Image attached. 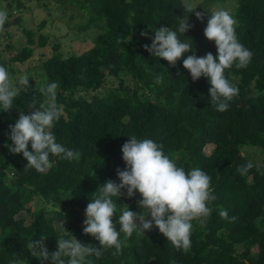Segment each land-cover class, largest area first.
I'll return each instance as SVG.
<instances>
[{"label": "trees", "instance_id": "obj_1", "mask_svg": "<svg viewBox=\"0 0 264 264\" xmlns=\"http://www.w3.org/2000/svg\"><path fill=\"white\" fill-rule=\"evenodd\" d=\"M193 2L199 6L196 11L204 12V20L188 14L194 27L180 39L191 38L198 57L208 52L215 56V44L204 37L203 29L207 13L218 0ZM1 3L9 17L0 37L10 39L9 25L21 27V12L33 3L48 16L57 13L69 25L74 20L79 40L91 42L83 51L68 55L58 42L53 43L51 53L39 61L34 72L14 65L25 64L33 56L34 44L44 47L46 35L35 36L33 29L21 27L27 44L17 51L7 42L0 49V65L7 68L14 83L21 77L29 78V90L20 91L13 108L7 112L0 108V264L17 258L41 264L27 243L44 235L47 250L55 251L60 237L56 227L61 220L78 241L99 247L94 237L83 233L84 210L105 180L119 183L116 169L125 168L121 148L132 135L162 144L164 153L185 171H205L216 197L208 205L212 213L202 223L192 222L187 252L175 248L153 227L127 238L121 233L122 253L114 256V248L105 249L99 259L90 257L94 264H264V164L242 152L244 147L264 151V0H236L233 6L237 37L253 56L246 68L233 65L225 70V76L239 89L225 112L211 105L207 78L193 81L183 68L182 61L193 54L191 51L171 67L144 48L151 45L156 28L178 27L177 17L187 14L183 0ZM46 21V17L40 21L38 30ZM19 72L23 75L18 76ZM158 76L163 78L159 83ZM54 81L59 83L56 102L63 115L53 132L58 143L78 150L80 157L69 161L50 155L51 169L44 173L25 170L27 161L22 154H13L7 147L11 144L9 125H14L21 111L29 114L33 110L30 105L39 107L46 99L40 87ZM208 144H213L209 154L204 150ZM28 147L31 150L30 144ZM248 161L254 167L246 176L241 175L237 168ZM139 199L136 193L133 198L121 196L117 200L114 222L118 231L120 209L128 205L132 211H142L137 206ZM222 209L229 217H237L236 221L222 219ZM23 210L29 212V221L21 215ZM253 246L257 248L254 252Z\"/></svg>", "mask_w": 264, "mask_h": 264}, {"label": "clouds", "instance_id": "obj_2", "mask_svg": "<svg viewBox=\"0 0 264 264\" xmlns=\"http://www.w3.org/2000/svg\"><path fill=\"white\" fill-rule=\"evenodd\" d=\"M198 7L193 0H183L182 8L187 14L177 17L178 27L175 30L163 25L156 28L151 45H144V48L152 56L167 61L171 67H175L177 61L191 51L193 54L187 55L182 61L183 68L193 81L202 76L207 78L211 105L218 112H225L239 93L238 87L225 76V70L233 65L238 69L246 68L253 53L239 41L237 21L233 15L217 6L210 14L207 13V24L203 29L204 37L214 42L216 55L208 52L198 57L193 51V40L180 39V35L184 36L194 27L188 14L194 13L197 20H204V12L196 11ZM8 17L7 8H0V33L5 31ZM141 36L146 37L147 33L141 32ZM162 79L158 76L157 83ZM58 88L59 83L55 81L42 85L39 91L46 98L45 101L39 107L30 105L29 108L33 110L29 114L21 111L14 125H9L8 139L11 144H7V147L13 154H22L27 161L25 170L31 168L39 173L46 172L53 167L50 155L69 161L80 157L78 150L58 143L53 132L55 123L63 115L62 106L56 102ZM21 90H29V78L24 76L14 83L7 68L0 65V108L5 112L12 109L14 98ZM121 152L125 168L116 169L119 183L112 179L105 180L92 193V199L84 210L86 218L83 221V233L94 237L99 247L78 241L64 228V221L61 220L55 251L50 253L47 250V237L44 235L39 236V239H30L27 243V249L41 264L45 261H50V264H94L90 257L99 259L105 249L114 248V256L122 253L121 233L127 238L133 232L144 234L153 227L175 248L184 252L191 248L192 222L198 220L202 223L208 218L212 213L208 205L216 199L211 177L200 168L185 171L183 167L177 166L175 159L164 153L163 145L149 138L138 139L132 135L122 145ZM253 167V162L248 161L239 166L237 171L246 176ZM136 193L140 196L137 206L142 211H132L128 205H124L118 217V231L114 222L118 210L117 200L121 196L133 198ZM219 215L229 222L237 219L235 216L229 217L224 209ZM10 264H27V261L17 258Z\"/></svg>", "mask_w": 264, "mask_h": 264}, {"label": "rangeland", "instance_id": "obj_3", "mask_svg": "<svg viewBox=\"0 0 264 264\" xmlns=\"http://www.w3.org/2000/svg\"><path fill=\"white\" fill-rule=\"evenodd\" d=\"M236 0H218V2L212 5V11H214L217 6L223 7L228 10L230 13L233 11V6ZM1 8H5V4H0ZM22 20L21 27H25L27 29H33L36 31L37 36L39 33L47 36V44L44 47H39L37 44L33 46V56L25 62V64H15L14 66L17 69L29 68L30 72L37 71L39 69L38 64L42 58H46L52 49L53 43H59L60 49L64 55H68L70 53H79L83 51L85 46L90 44V40L81 42L79 40L80 34L77 30L72 26L75 23L74 20L70 22V25L67 24L64 20L59 18L57 13H53L48 16L47 13L39 8L37 5L30 3L29 9L21 12ZM47 18V21L44 27L41 30H38L37 25L44 18ZM73 28H72V27ZM19 25H15L11 23L9 25V30L11 37L7 39L5 37H0V49H4L5 43L9 42L14 46V49L20 51L26 44V36L22 31ZM4 56L8 55L4 53ZM19 75H23V72H19ZM117 84V81L114 82ZM213 148V144H208L205 147V152L209 154ZM243 154L250 156L252 159L257 160L258 163L264 164V151L257 147H244L242 150ZM46 205V203H42ZM29 206V205H28ZM22 216H25L26 221L30 220V215L28 211L23 210L21 213ZM58 228V226L56 227ZM257 248L255 246L252 247V251H256Z\"/></svg>", "mask_w": 264, "mask_h": 264}]
</instances>
